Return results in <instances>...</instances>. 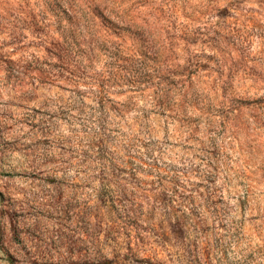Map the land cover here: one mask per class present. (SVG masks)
Instances as JSON below:
<instances>
[{
  "label": "rangeland",
  "instance_id": "374dc122",
  "mask_svg": "<svg viewBox=\"0 0 264 264\" xmlns=\"http://www.w3.org/2000/svg\"><path fill=\"white\" fill-rule=\"evenodd\" d=\"M0 264H264V0H0Z\"/></svg>",
  "mask_w": 264,
  "mask_h": 264
}]
</instances>
